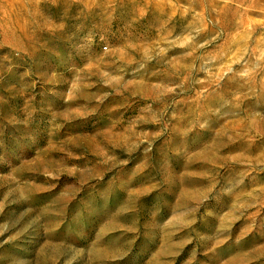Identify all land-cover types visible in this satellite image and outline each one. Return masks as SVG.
<instances>
[{
  "label": "rangeland",
  "instance_id": "374dc122",
  "mask_svg": "<svg viewBox=\"0 0 264 264\" xmlns=\"http://www.w3.org/2000/svg\"><path fill=\"white\" fill-rule=\"evenodd\" d=\"M0 264H264V0H0Z\"/></svg>",
  "mask_w": 264,
  "mask_h": 264
}]
</instances>
